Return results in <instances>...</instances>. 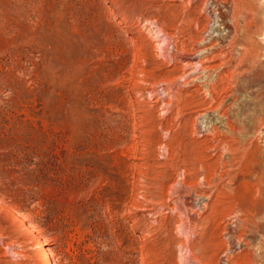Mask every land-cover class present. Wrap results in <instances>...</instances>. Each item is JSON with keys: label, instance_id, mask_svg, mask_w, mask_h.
Wrapping results in <instances>:
<instances>
[{"label": "rangeland", "instance_id": "374dc122", "mask_svg": "<svg viewBox=\"0 0 264 264\" xmlns=\"http://www.w3.org/2000/svg\"><path fill=\"white\" fill-rule=\"evenodd\" d=\"M228 2L0 0V264H264V77L235 76Z\"/></svg>", "mask_w": 264, "mask_h": 264}, {"label": "bare ground", "instance_id": "6f19581e", "mask_svg": "<svg viewBox=\"0 0 264 264\" xmlns=\"http://www.w3.org/2000/svg\"><path fill=\"white\" fill-rule=\"evenodd\" d=\"M251 3V2H250ZM250 3H249V1H247V0H229V2H228V4L230 5V9L228 10L229 12H230V17H229V20H230V38H229V40H228V46H229V44H230V46H233V45H235V43L236 42H239V41H242V46H240L241 47V49L240 50H238V52H239V57H238V59H236L237 60V66H238V68H236V71H238L237 72V74L235 73V76H237V77H244V78H246V79H249L251 82H253V84H254V82H256V81H258V80H260V79H262V77H264V57L263 56H261V54L260 55H258L257 53L258 52H256L254 49H252V46L254 45V43H253V45L251 44L253 41H252V39H250V35H249V33H250V31L252 32V35L253 36H255V34H261L260 32L262 31H259L258 30V27H259V23H257L258 21H257V16H256V13H255V10L253 11V9H252V5H250ZM224 4L225 3H222L221 2V5H222V7H225L224 6ZM212 6H216L215 5V3L213 2L212 3ZM210 8V6H208L207 7V5H206V3L204 4V9H206L205 11H208V9ZM210 10V9H209ZM218 19H222V12H220V11H216L215 12V14H214ZM209 16V15H208ZM208 16L205 18V25L204 26H202L203 28H202V30L200 31V33L199 34H204L207 30H208V28H209V25H210V23H211V21H209V18H208ZM261 16H259V18H260ZM258 25V27H257V25ZM262 25V24H261ZM261 28V27H260ZM198 30V29H197ZM240 32V33H239ZM248 34V35H247ZM240 35V36H239ZM262 35H264V34H262ZM239 36V37H238ZM252 36V37H253ZM256 36H258V35H256ZM240 37L242 38V40L240 39ZM251 37V38H252ZM256 38V37H255ZM240 39V40H239ZM254 39V38H253ZM248 40H250L251 42H248ZM190 41V40H189ZM194 41V40H193ZM203 40H201V42H202ZM195 42V41H194ZM194 42H190V43H188V44H193ZM186 43V44H187ZM195 44V43H194ZM251 44V45H250ZM237 45H238V43H237ZM241 45V44H240ZM192 47H193V45H191ZM195 46V45H194ZM251 46V47H250ZM234 47H236V46H234ZM188 48V47H187ZM189 50V49H188ZM192 51V50H191ZM234 51V50H233ZM190 52V51H189ZM194 51H192L190 54H187V55H185V56H187V57H191V56H194L195 54H199V51H195L194 53H193ZM234 56V55H233ZM233 61V60H232ZM230 62V61H229ZM197 63V62H196ZM201 63V62H200ZM199 63V64H200ZM227 65V64H226ZM235 67H236V65H234ZM198 67V66H197ZM199 68H201V67H199ZM202 68H203V66H202ZM195 71H197L196 69H195ZM200 71H202V69L200 70ZM199 71V72H200ZM235 72V71H234ZM194 73V72H193ZM198 73V72H197ZM231 74H233L234 75V73H231ZM185 77H186V75H185ZM236 78V77H235ZM234 79V78H233ZM216 80V79H215ZM228 82V81H227ZM234 82V81H233ZM233 82H231L230 84L232 85V83ZM244 82H246V81H244ZM234 84H235V82H234ZM249 85V84H248ZM208 86V90H207V92L205 93V98H209V99H211V104L212 103H214V102H216V100L217 99H220V103H221V101L222 100H224L227 96H225V98H224V96L222 95V94H224L225 93V91H228V90H225V88H223V89H220V87H219V91H217L216 90V86L215 87H213L212 85H210V84H208L207 85ZM233 86V85H232ZM231 86V87H232ZM226 88H227V86H226ZM240 88V87H239ZM221 95H222V97H221ZM226 95V94H225ZM188 97H186V99H187ZM185 99V103H187L186 105H189V101H188V99L186 100ZM192 101V100H191ZM190 101V102H191ZM228 101V100H227ZM231 101V100H230ZM192 103V102H191ZM203 105V103H197V104H195L194 105V107H200V106H202ZM216 105V104H215ZM219 106H220V104H219V102L217 103V107H216V109L217 108H219ZM201 108V107H200ZM205 108V107H204ZM211 108V107H210ZM197 109V108H196ZM203 109V108H202ZM208 109V108H207ZM215 109V110H216ZM197 110H199V109H197ZM201 110V109H200ZM220 111V110H219ZM192 113H193V111H192ZM198 113V112H197ZM201 114V113H200ZM199 114V115H200ZM225 114V113H224ZM227 114V113H226ZM225 114V115H226ZM189 118V117H188ZM188 118H187V120H188ZM190 119V118H189ZM186 120V121H187ZM195 121V120H194ZM194 121H192L191 122V127H190V130H189V132L187 133V135L185 136V143H184V155H185V158H188L190 155H189V151H190V149H189V139H190V135L192 134L193 135V133H195L196 131H195V125L197 126V124L194 122ZM197 121V120H196ZM226 121H227V119H226ZM188 122V121H187ZM207 122V121H206ZM189 123V122H188ZM205 123V122H204ZM187 124V123H186ZM185 124V125H186ZM189 125V124H188ZM188 125H187V127H188ZM184 131H188L187 129H186V127L184 128ZM213 132V131H212ZM185 133V132H184ZM195 135V134H194ZM218 140V139H217ZM191 143H192V141H191ZM222 145H223V143H222ZM193 146V145H192ZM192 146H190V147H192ZM217 147V146H216ZM224 147V146H223ZM220 148V147H219ZM197 150V149H196ZM197 153V152H196ZM192 154V153H191ZM198 154V153H197ZM196 155V154H195ZM200 155V154H199ZM198 155V156H199ZM193 156V155H192ZM191 156V157H192ZM203 156V155H202ZM200 157V156H199ZM191 159V158H190ZM197 160V159H196ZM196 160H195V162H196ZM199 160V159H198ZM197 160V161H198ZM201 160V159H200ZM185 161H187V159L185 160ZM189 161V160H188ZM187 161V162H188ZM194 161V160H193ZM200 162V161H199ZM190 163V162H189ZM188 163V164H189ZM194 163V162H193ZM193 163H190V164H193ZM198 163V162H197ZM197 163H195L194 164V166L197 164ZM187 166V165H186ZM188 167V166H187ZM193 168V167H192ZM194 178V177H193ZM192 178V179H193ZM192 184H193V182H192ZM189 185V184H188ZM187 186V185H186ZM193 188V187H192ZM217 196V195H216ZM203 207V206H202ZM229 240V239H228ZM37 246V245H36ZM41 255V254H40ZM44 257V256H43Z\"/></svg>", "mask_w": 264, "mask_h": 264}]
</instances>
